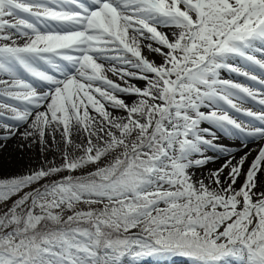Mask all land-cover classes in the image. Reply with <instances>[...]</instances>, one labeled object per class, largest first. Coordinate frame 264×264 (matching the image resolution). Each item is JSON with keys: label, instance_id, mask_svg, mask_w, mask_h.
I'll return each instance as SVG.
<instances>
[{"label": "snow or ice", "instance_id": "6c2138e0", "mask_svg": "<svg viewBox=\"0 0 264 264\" xmlns=\"http://www.w3.org/2000/svg\"><path fill=\"white\" fill-rule=\"evenodd\" d=\"M13 139L62 162L0 178V264H264V0H0Z\"/></svg>", "mask_w": 264, "mask_h": 264}, {"label": "rangeland", "instance_id": "374dc122", "mask_svg": "<svg viewBox=\"0 0 264 264\" xmlns=\"http://www.w3.org/2000/svg\"><path fill=\"white\" fill-rule=\"evenodd\" d=\"M86 1H88V0H85V2ZM146 51L147 50L145 49V52ZM145 52H144V54L146 56H148L149 59L154 60L157 63L161 62V60H162L161 57L155 56L154 54H152L148 51H147L148 53L147 52L145 53ZM261 55H262V53H257L258 57ZM225 74L226 73L223 74L224 77H225ZM109 77L113 80H117L116 77H112L111 73H109ZM234 79L238 82L245 83L250 87H252L251 86L252 84L255 85V82L250 83L251 81L245 80L243 77H235ZM143 83L144 82L142 81V85H143ZM254 102L255 101H252L251 103H249V99H246L243 102L242 106L252 108L251 104ZM255 104L257 105V107L259 106L256 102L252 105H255ZM252 110L253 111H259L260 107H259V110L256 108L255 109L252 108ZM203 126L207 127L208 125H203ZM21 130H23V129H21ZM57 139H59V137H57ZM82 139L83 138L81 137L77 142H81ZM17 153L19 156L18 161L17 160L14 161L12 158L10 160H7V157L2 156V153L0 152V178L11 177V176L23 174L29 168H32V169L38 168L41 166V164L44 162L45 159L54 160L56 164H60L62 162L60 153L55 150V145H53L52 149L50 151H48L47 153H45L44 155H41L38 146H33L31 149H24V150L20 149V151ZM253 154L254 153H252V155ZM251 156H249V157H251ZM218 167H220V166H217V168ZM246 167H247V165H246ZM206 168H203V171L201 170L202 174H199L201 177L207 176L208 172L210 171L209 169L205 171ZM225 171H227V170H225ZM67 174L68 173H63L62 175H67ZM83 174L84 173L79 172V171L74 173V175H83ZM200 176H199V178H201ZM13 199H16V197H13ZM10 205H11V201H9L7 205H0V211L4 210L7 206H10ZM81 207H85V206L82 205ZM166 261H167V264H183V260L180 258L169 257V258H166ZM126 264H127V262H126ZM142 264H165V258H156V257L146 258L144 261H142Z\"/></svg>", "mask_w": 264, "mask_h": 264}, {"label": "bare ground", "instance_id": "6f19581e", "mask_svg": "<svg viewBox=\"0 0 264 264\" xmlns=\"http://www.w3.org/2000/svg\"><path fill=\"white\" fill-rule=\"evenodd\" d=\"M161 31H164V32H166V33H171L172 32V29H170V28H161L160 29ZM18 42L19 43H23L24 41L22 40V39H20V40H18ZM147 52V51H146ZM145 52V53H146ZM148 53V52H147ZM156 56V55H155ZM224 74V73H223ZM235 74H232V73H227L226 72V74H225V78H229V79H233V80H235L234 78L235 77H239V76H234ZM113 77V76H112ZM245 79V78H244ZM132 83H136L138 86H143L142 85V81H132ZM250 83H252V81L250 82ZM254 83V82H253ZM255 85H257L260 89H261V86L259 85V84H257V83H255ZM247 99V98H246ZM245 99V100H246ZM249 101H250V99H249ZM255 103V102H254ZM232 115H234L236 118H238L239 120H242V121H245V122H247L248 121V118L247 117H245V116H243L242 114H240V113H235V112H232L231 113ZM22 131V130H21ZM21 143V141H19L18 139H13V140H11V141H9L8 142V145H7V147L5 148V149H3V150H1L0 152L2 153V156H5V157H7V160H10L11 158L15 161V160H17L18 161V153L17 152H19L20 151V148L18 147V144H20ZM219 143H222V144H226V145H228V146H230V147H237L238 146V144H239V141L237 140L236 141V139L235 138H222L220 141H219ZM257 147V145L256 144H249V148H252V149H255ZM247 149H244V150H242V151H246ZM242 151L241 152H238L237 153V156L239 157V155H241L242 154ZM21 153V152H20ZM19 153V154H20ZM253 155L251 156V157H249V162L253 159V157L255 156V152L253 151ZM209 155H211L210 153H209ZM17 157V158H16ZM223 160H224V158L223 157H221L220 159H217L214 163H210L209 164V166L205 169V171L206 170H213V169H216L217 168V166H220V164L221 163H223ZM8 164V163H7ZM203 171V169H199V170H196V175L194 176V179H196V178H199V174H202V171ZM201 177V176H200Z\"/></svg>", "mask_w": 264, "mask_h": 264}]
</instances>
